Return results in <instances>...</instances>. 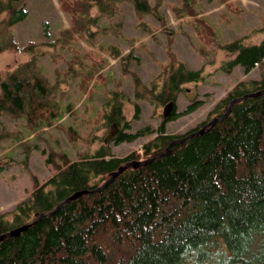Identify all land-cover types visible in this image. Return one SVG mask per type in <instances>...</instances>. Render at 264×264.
Masks as SVG:
<instances>
[{"label":"trees","instance_id":"1","mask_svg":"<svg viewBox=\"0 0 264 264\" xmlns=\"http://www.w3.org/2000/svg\"><path fill=\"white\" fill-rule=\"evenodd\" d=\"M19 1L0 0L7 25L25 17L26 9L14 5ZM132 2L139 13L153 10L148 0ZM222 47L234 53L223 63L227 72L235 65L248 72L264 59V38L246 44L239 37ZM164 69L161 89H147L158 102L174 100L181 83L201 78L200 69L182 61H171ZM16 71L0 81V111L17 112L37 126L69 108L48 99L47 82L33 75L18 78L21 72ZM95 71L91 66L90 74ZM262 87L264 76L240 80L212 113L220 116L232 98ZM115 99L106 104L111 107L109 119L118 123L122 117ZM199 101L188 103L185 110ZM175 114L173 109L169 118ZM211 118L181 134L166 133L163 121L142 146L140 159H151L127 167L100 189L112 170L139 154L117 156L102 144L76 159L62 152L57 163L51 153L47 160L53 161L54 172L43 182L34 176L31 191L8 212L0 211V233L28 224L0 241V264H264V93L233 103L226 117L159 155L171 140ZM148 131L121 127L112 140L130 141ZM79 189L88 191L53 210Z\"/></svg>","mask_w":264,"mask_h":264},{"label":"rangeland","instance_id":"2","mask_svg":"<svg viewBox=\"0 0 264 264\" xmlns=\"http://www.w3.org/2000/svg\"><path fill=\"white\" fill-rule=\"evenodd\" d=\"M99 1L21 0L14 5L27 13L12 25L7 11L0 13V81L16 70L18 78L33 75L47 82L48 99L69 104L52 122L37 126L17 112L0 111L1 212L31 191L34 176L39 182L48 178L60 153L76 159L107 144L117 156L136 152L143 158V143L160 123L166 133H184L213 117L216 102L237 82L264 76V59L248 72L240 65L222 69L234 54L224 43L264 38V0H148L153 10L146 13L137 12L132 0ZM100 59L105 60L99 64ZM171 61L200 69L201 78L181 83L176 114L164 119L167 100L158 102L147 89H161ZM91 66L96 71L90 74ZM113 97L120 103L118 123L109 119L106 104ZM113 122L118 130L149 131L130 141L104 142Z\"/></svg>","mask_w":264,"mask_h":264},{"label":"water","instance_id":"3","mask_svg":"<svg viewBox=\"0 0 264 264\" xmlns=\"http://www.w3.org/2000/svg\"><path fill=\"white\" fill-rule=\"evenodd\" d=\"M264 93V87L260 88V89H257V90H254V91H249V92H246L240 96H237V97H234L232 98L230 101H229V104L227 106V108L225 109V111L220 115V116H214L212 117L210 120H208L205 124H203L201 127L187 133L186 135H183L182 137H176L174 138L173 140H171L169 142V144L166 146L165 150L160 152L159 155H163V154H166L169 152L170 150V146L171 144L175 143V142H181L183 140H185L186 138L188 137H191L193 135H196V134H199V133H202L204 132L205 128L208 126V125H211V124H214L216 121L218 120H221L223 119L224 117H226L228 115V113L230 112V109H231V105L241 99H244L246 97H250V96H257V95H261ZM174 100L173 99H170L168 100L164 106H163V109H162V115H163V118L164 119H167L170 117L171 115V112H172V108L174 106ZM118 131V126L116 125L115 122H113L111 124V127L109 129V131L107 132V134L105 135L104 137V142H107L109 139H111ZM151 158H144V159H130V160H127L125 161L124 163H121L116 169L112 170L109 174V176L97 187V189H100L106 185L109 184V182L116 176L118 175L119 173H121L124 169H126L127 167H136L138 165H142V164H145L147 163ZM88 189H79V190H76L74 191L73 193H71L70 195H68L66 198H64L63 200H61L55 207L53 210H55L56 208H58L61 203L67 201V200H70V199H74L76 198L77 196L81 195L82 193H85L87 192ZM28 227V224L25 223V224H21V225H18L16 227H13L11 229H9L8 231L6 232H3V233H0V241L7 235H17L18 233H20L21 231L25 230L26 228Z\"/></svg>","mask_w":264,"mask_h":264},{"label":"flooded vegetation","instance_id":"4","mask_svg":"<svg viewBox=\"0 0 264 264\" xmlns=\"http://www.w3.org/2000/svg\"><path fill=\"white\" fill-rule=\"evenodd\" d=\"M117 132H118V131H117ZM115 135H116V134H115ZM115 135H114V136H115ZM114 136H113V137H114Z\"/></svg>","mask_w":264,"mask_h":264}]
</instances>
